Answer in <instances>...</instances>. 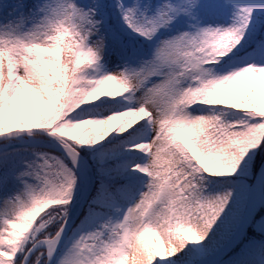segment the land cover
Masks as SVG:
<instances>
[{
    "label": "trees",
    "instance_id": "trees-1",
    "mask_svg": "<svg viewBox=\"0 0 264 264\" xmlns=\"http://www.w3.org/2000/svg\"><path fill=\"white\" fill-rule=\"evenodd\" d=\"M177 1L161 0L162 10ZM217 2L224 3L228 18L240 23L242 34L230 47L227 40L208 49L200 42L192 49V60L174 57L163 64L171 72L170 80L158 85L169 94L167 116L157 127L161 142L146 162L145 146L153 130L140 113L144 104L135 96L132 106L116 100L106 81L112 77L114 58L124 65L123 76L130 77L136 61L142 68L144 62L167 55L165 44L152 49L135 29L139 25L153 37L155 31L163 32L164 23L169 27V15L164 22L157 16L153 23L144 21L145 15L156 13L158 0H63L58 8L56 0L3 1L0 133L29 128L54 133L88 160L95 177L54 264H116L133 251H139L134 264H172L160 255L162 242L171 253L183 250L192 264L214 250L200 255L201 245L219 240L217 249L233 233L247 199L232 201L221 193L228 182L238 181L248 193L264 158V0H187L182 8L202 20L201 12ZM235 56L251 58L262 68L241 64V70L224 78L223 69ZM98 75L101 80L94 83ZM185 83L197 93L193 100L183 89ZM183 106L210 108L216 119L195 133L191 121L184 126L180 120ZM225 145L248 158L236 162L232 152L225 153ZM194 148L202 150L204 161L196 158ZM208 159H220L219 165L207 168ZM21 181L28 192L17 199L14 186ZM166 184L171 198L158 207L155 220L143 221L144 211L156 205ZM79 191L75 169L63 155L35 147L0 151V264H21L35 242L53 237ZM140 196L139 213L131 216L132 232L125 240L119 230L108 229L109 223ZM143 229L156 234L140 238ZM43 252L37 251L28 264H35ZM217 264H264V205Z\"/></svg>",
    "mask_w": 264,
    "mask_h": 264
},
{
    "label": "rangeland",
    "instance_id": "rangeland-1",
    "mask_svg": "<svg viewBox=\"0 0 264 264\" xmlns=\"http://www.w3.org/2000/svg\"><path fill=\"white\" fill-rule=\"evenodd\" d=\"M4 0H0V10L3 8ZM63 0H56L57 8L61 5ZM187 2V0H178L175 6L169 7L168 11L162 10L161 0H158L157 7L150 13L149 16L144 17V21L154 22V17L160 18L162 22L167 15L170 16L168 19L167 27L166 23L163 24V32L155 31L153 37H148L151 47L153 49H160L162 45L165 44L167 48V55H162L157 61L144 62L143 67L140 68V61L134 63V70L130 77H124L122 74L121 67L124 68L121 61L114 58L111 64L114 65L112 69V77L108 80V94H115L117 96L118 92L122 88H131L132 93L127 96H121L119 98L123 102H128L133 96L136 97L139 104L143 103V116L146 118L148 126L153 130L150 139L146 143V161L149 162L152 158V153L154 151V146L161 142V137L158 136L157 127L167 116V106L169 104V94L167 91H162L158 89L160 83H164L171 78V72L168 68H163V64H167L174 57H181V61H185L187 58L192 60L191 55L192 49L197 47L201 42L206 46V49L212 45H219L224 41H228L227 47L233 45L236 37L242 34V27L240 23L235 19H230L226 15L225 5L222 2H217L206 7L205 10L201 12L202 20L195 19L187 13L182 7ZM124 6V5H123ZM125 7V6H124ZM140 15V14H139ZM136 16V20L140 18ZM139 20V19H138ZM167 28V29H166ZM137 32H141L142 35L146 34L141 26L136 25ZM166 29V30H165ZM145 36V35H144ZM171 41V43H169ZM106 49V48H105ZM196 59H193V62ZM94 61H92L93 63ZM117 63V64H116ZM243 68L252 67L254 68L256 64L253 63L251 58L244 57H233L226 67L223 69L222 76L228 78L231 75L237 73ZM200 71L203 68L199 69ZM12 80L15 81L16 74H12ZM101 75L96 76L94 83H99L101 80ZM124 83L127 85L125 86ZM143 83V85H142ZM147 84V85H145ZM178 85V84H177ZM191 86V85H190ZM184 90L189 92L188 99L193 100L196 96V91L189 87L187 83L183 86ZM134 91L135 94H134ZM188 100V101H189ZM180 110H176V114H179ZM216 116L212 109L210 108H200L195 110H190L183 106V112L181 113L180 120L184 126L188 125V121H191L196 126L195 133H202L205 128L210 127V125L215 121ZM196 150V151H195ZM196 157L200 161H204L205 156L202 150L194 148ZM232 152L234 154V159L236 162H243L248 158V154L240 149H236L230 145H225V153ZM222 155L220 156V158ZM233 159V158H232ZM230 159V160H232ZM230 160H227L228 162ZM220 159L207 160L206 167H217L219 165ZM148 174V173H147ZM146 175V174H144ZM228 188L221 194L222 197H229L233 201L234 199L247 198L248 193L246 192V184L242 181H238L234 184L228 182ZM17 199H20L23 195L28 192V186L25 182H19L14 186ZM157 203L154 206H148L142 215L143 221H153L158 213V207L162 206L166 200L171 198V191L167 189V184L164 186L162 194L159 195ZM140 196L136 198L131 204L124 206L119 212L116 213L115 217L110 221L108 229L119 230L120 236L128 240L132 232V226L130 224L131 216H136L139 213L138 206L140 203ZM264 205V204H263ZM242 214L238 215L240 220ZM237 221V223L239 222ZM236 227V226H235ZM235 227H233L235 229ZM40 227L35 229L38 231ZM149 229H143L139 237L144 238L145 234L148 233ZM245 235V234H244ZM243 238V237H242ZM240 242V241H239ZM220 241L213 243H208L206 246L201 245L199 254L203 255L206 250H216L217 245ZM207 249H206V248ZM213 250V251H214ZM139 251H133L130 254H124L123 257L116 262V264H134L139 256ZM160 255L164 259L167 258L168 263L172 264H188L191 257L184 253L183 250L177 248L172 253L168 249V245L164 242L160 244ZM45 252L40 254L38 260L35 264L45 263ZM202 259V258H201Z\"/></svg>",
    "mask_w": 264,
    "mask_h": 264
},
{
    "label": "water",
    "instance_id": "water-1",
    "mask_svg": "<svg viewBox=\"0 0 264 264\" xmlns=\"http://www.w3.org/2000/svg\"><path fill=\"white\" fill-rule=\"evenodd\" d=\"M8 140L15 141V143L5 144L4 142ZM15 147H35L59 153L72 163L77 174L80 191L77 198L70 204V210L64 223L53 237L35 242L25 253L21 262V264H28L37 251L44 250L46 253L45 264H54L87 204L94 186V173L88 160L70 143L41 128L18 129L0 133V151ZM263 204L264 158L249 188L244 212L233 233L218 249L193 264H217L228 255L242 239Z\"/></svg>",
    "mask_w": 264,
    "mask_h": 264
},
{
    "label": "bare ground",
    "instance_id": "bare-ground-1",
    "mask_svg": "<svg viewBox=\"0 0 264 264\" xmlns=\"http://www.w3.org/2000/svg\"><path fill=\"white\" fill-rule=\"evenodd\" d=\"M82 173V172H81ZM83 174V173H82ZM83 176H84V174H83Z\"/></svg>",
    "mask_w": 264,
    "mask_h": 264
}]
</instances>
